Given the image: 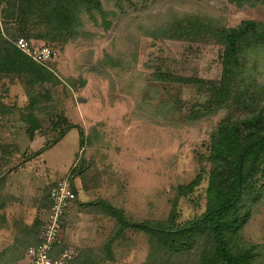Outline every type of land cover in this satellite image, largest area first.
Segmentation results:
<instances>
[{"label": "rangeland", "instance_id": "374dc122", "mask_svg": "<svg viewBox=\"0 0 264 264\" xmlns=\"http://www.w3.org/2000/svg\"><path fill=\"white\" fill-rule=\"evenodd\" d=\"M140 1L126 0L120 11L101 0L115 12L108 26L97 14H83L80 33L67 42L46 40L41 25H28L31 37L23 38L55 51L46 63L50 81L32 85L0 73V206L9 196L38 197L28 202L35 210L25 231H16L13 218L5 225L0 219L2 240L11 238L0 244V264L19 263L45 218L50 189L66 176L76 193L62 221L65 240L79 250L73 264H142L150 248L146 235L127 229L110 242L116 219L95 203L123 210L128 222L164 221L175 206L174 224L181 226L207 208L210 135L219 123L258 112L264 128V45L242 44L238 62L228 64L212 31L163 36L172 18H200L214 29L264 22V2ZM8 25L21 37L20 26ZM198 175L199 184L180 195L179 186ZM246 211L234 245L253 244V264H264V196L238 210ZM165 258L195 261L192 253Z\"/></svg>", "mask_w": 264, "mask_h": 264}, {"label": "trees", "instance_id": "16d2710c", "mask_svg": "<svg viewBox=\"0 0 264 264\" xmlns=\"http://www.w3.org/2000/svg\"><path fill=\"white\" fill-rule=\"evenodd\" d=\"M110 1L123 11L126 0ZM232 1L240 6L246 0ZM2 3L0 73L15 74L32 85L50 81L53 74L46 65L32 60L16 47L15 41L19 35L12 33L16 29L8 22L20 26V32L16 33L21 37L29 39L31 34L27 26L34 24L43 27L46 40L67 42L80 33L83 14L92 19L97 14L107 26V16L115 14L105 10L101 0H0V5ZM202 21L193 17L172 18L163 26L166 31L163 36L193 37L212 31L224 47L223 59L228 64L238 62L242 44L250 41L253 46L264 45V22L247 19L236 27L214 29L209 22L204 26ZM30 99L33 101L34 95L30 94ZM258 115L257 112L233 121L224 119L211 133L208 205L201 217L175 226L173 206L164 221L128 222L123 210L100 199L95 203L96 207L116 219V228L109 241L127 229L144 233L150 248L142 264H168L165 256L181 257L190 253L195 256L194 264H253L254 245L235 246L234 239L249 217L248 211L241 214L239 208L251 207L252 203L264 196V183L256 188L258 179H264V128L258 127ZM257 174H261L260 178H256ZM200 180L201 176L198 175L187 185H180L179 194H189Z\"/></svg>", "mask_w": 264, "mask_h": 264}, {"label": "built area", "instance_id": "2783aa9c", "mask_svg": "<svg viewBox=\"0 0 264 264\" xmlns=\"http://www.w3.org/2000/svg\"><path fill=\"white\" fill-rule=\"evenodd\" d=\"M15 45L32 60L43 65L55 57V51L50 46H34L23 37H18ZM49 199L36 242L25 248L18 264H72L79 255L77 247L65 240L62 224L65 214L76 200L68 176L50 189Z\"/></svg>", "mask_w": 264, "mask_h": 264}, {"label": "crops", "instance_id": "0c3cea01", "mask_svg": "<svg viewBox=\"0 0 264 264\" xmlns=\"http://www.w3.org/2000/svg\"><path fill=\"white\" fill-rule=\"evenodd\" d=\"M22 195H24V196L22 198H20ZM22 195L21 196H9L8 199H6V201L4 202L5 205L0 206V219L2 221H4L3 225H5L6 223H9V221H11V219L13 218L16 221V225H15L16 231H18V230L25 231L26 230L25 226L29 223V217H30L29 214H32L33 211L35 210V208L33 210L32 206H33V204L36 203V201L38 199L37 194H22ZM27 199H28V201H27ZM28 202H32L33 204H29ZM28 204H29L30 208H28V206H27ZM3 229H4V226L1 227V230H0V232H1L0 233V244H3V242H5V244H10L11 238H6L5 241L2 240L3 238H1L2 236H4V234L2 232ZM32 240H33L32 241L33 243H31V244H34L36 242V236ZM31 244H29V245H31ZM25 248L23 249V252H24ZM7 250H8V248H7ZM23 252L19 255V258H20L19 262L21 261ZM1 253H2V249L0 250V254Z\"/></svg>", "mask_w": 264, "mask_h": 264}]
</instances>
